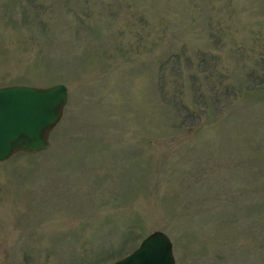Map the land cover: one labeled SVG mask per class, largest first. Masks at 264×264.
<instances>
[{"label":"rangeland","instance_id":"obj_1","mask_svg":"<svg viewBox=\"0 0 264 264\" xmlns=\"http://www.w3.org/2000/svg\"><path fill=\"white\" fill-rule=\"evenodd\" d=\"M56 84L49 148L0 163L3 264L155 231L174 264H264V0H0V87Z\"/></svg>","mask_w":264,"mask_h":264},{"label":"water","instance_id":"obj_2","mask_svg":"<svg viewBox=\"0 0 264 264\" xmlns=\"http://www.w3.org/2000/svg\"><path fill=\"white\" fill-rule=\"evenodd\" d=\"M67 103L63 84L46 88L0 87V162L17 152L37 153L50 146L48 137ZM172 244L160 231L144 238L129 255L113 264H174Z\"/></svg>","mask_w":264,"mask_h":264},{"label":"flooded vegetation","instance_id":"obj_3","mask_svg":"<svg viewBox=\"0 0 264 264\" xmlns=\"http://www.w3.org/2000/svg\"><path fill=\"white\" fill-rule=\"evenodd\" d=\"M7 239V238H6ZM5 239V240H6ZM8 240V239H7ZM10 243V242H8ZM5 262L4 264H11V253H10V250L8 249L6 252H5ZM0 264H3L1 261H0Z\"/></svg>","mask_w":264,"mask_h":264}]
</instances>
